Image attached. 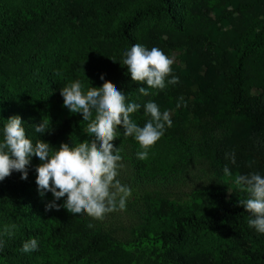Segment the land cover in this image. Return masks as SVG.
Returning a JSON list of instances; mask_svg holds the SVG:
<instances>
[{"label":"trees","instance_id":"16d2710c","mask_svg":"<svg viewBox=\"0 0 264 264\" xmlns=\"http://www.w3.org/2000/svg\"><path fill=\"white\" fill-rule=\"evenodd\" d=\"M103 1L0 0V128L11 113H18L27 134L50 143L53 150L61 143L76 146L94 139L86 133L88 121L62 107L60 95L72 74L70 67L87 64L82 56L85 41L78 33L92 27L95 41L117 49L107 58L119 70L114 87L129 101L139 100V87H147L132 81L123 65L125 50L134 44L158 47L167 55L182 50L186 58L208 68L206 78L197 68L177 84L175 102L179 97L183 102L172 118L173 126L160 139L172 144V150L158 155L156 162L136 157L133 163L140 176L151 167L162 168L169 176L165 183L173 185L175 168L182 173L175 165L182 145L176 128L188 124L200 127L214 176L186 205L164 202L145 228L135 230L133 240L118 242L94 230L87 216L64 208L46 211L53 197L38 194L35 168L40 161L33 157L27 180L13 172L0 181V264H264V234L248 227L249 214L238 204L246 193L223 172L227 166L233 176L264 174V23L243 27L229 39L226 33L220 37L219 23H232L233 15L245 11L248 2L234 1L231 9L219 6L215 20V0H114L115 8L107 9ZM157 15L166 17L162 27L152 23ZM37 35L50 38L46 50L51 67L35 58L32 41ZM10 59L16 61L19 74L5 71ZM218 76L221 85L216 88L217 82L211 80ZM99 82L98 87L106 81ZM133 116L141 126L149 118L142 110ZM42 120L50 123V132L40 136L34 126ZM221 121L244 123L246 129L209 134ZM124 141L122 136L113 141L122 156ZM233 151L235 165L226 159ZM29 238L38 239L39 247L23 253L22 244ZM99 256L103 260L98 262Z\"/></svg>","mask_w":264,"mask_h":264},{"label":"clouds","instance_id":"9594fccd","mask_svg":"<svg viewBox=\"0 0 264 264\" xmlns=\"http://www.w3.org/2000/svg\"><path fill=\"white\" fill-rule=\"evenodd\" d=\"M123 56V65L131 80L147 85L138 89L142 96H148L150 89L164 90L168 85L180 83V78L173 74L174 58L158 47L149 49L134 44ZM60 95L72 114H80L82 120L88 121L86 133L94 139L76 146L61 143L53 150L50 143L40 138L34 141L27 134L21 116L13 115L0 128V181L13 172L27 180L32 159L37 157L40 161L35 168L38 194L43 198L51 193L53 197L46 203V211L64 208L72 215L100 220L109 213L124 210L132 189L118 178L123 157L113 141L121 134L134 138L140 146L137 158L146 159L149 149L173 126L170 112H162L153 100L143 105L129 101L125 93L110 82L85 91L82 83L76 80L60 89ZM182 102L183 97H179L177 108ZM141 108L149 117L143 126L131 115ZM34 131L40 136L50 132V123L42 120L34 126ZM228 158L236 164L234 151L226 154ZM223 172L232 178L238 190L246 193L238 204L249 214L248 227L264 234V174L253 171L233 176L227 166ZM2 247L0 240V249ZM38 247V239L29 238L23 242L21 252L31 253Z\"/></svg>","mask_w":264,"mask_h":264},{"label":"rangeland","instance_id":"374dc122","mask_svg":"<svg viewBox=\"0 0 264 264\" xmlns=\"http://www.w3.org/2000/svg\"><path fill=\"white\" fill-rule=\"evenodd\" d=\"M234 1L248 2V7L245 11L240 13H235L233 15L234 21L229 24V22L222 21L219 23V29L221 35L226 33L232 39L235 34L239 32L243 27H260L264 23V0H215L213 5H217V9L214 11L213 18L217 19V14L219 9L227 7L231 9ZM103 5H106L104 9L115 8L117 3L114 0H104ZM220 6V8H219ZM153 25L162 27L166 24V17L157 15L153 18ZM92 27H87V29H80V37L85 41L83 43L84 50L82 56L86 58L87 64L80 63L73 64L70 67L72 74L66 79L67 85L73 81L79 80L84 90L87 91L91 86L98 87L101 77H103L106 82H110L113 86L117 85L119 70L117 66L111 61L108 62V58L111 54H115L116 50L112 46H106L104 43H99L95 41L92 37ZM47 44H51L50 38L48 36L37 35L32 41V46L36 50L35 58L39 60L42 64L50 66V56L46 50ZM103 44V45H102ZM113 48V49H111ZM233 49V47H231ZM174 58V64L172 65L173 74L182 79L187 78V74L199 69L202 76L206 78L207 67L202 66L198 61L192 57L186 58L182 50L172 51L169 55ZM93 58V59H92ZM15 60H9L6 62L5 71L12 75L19 74V70H14ZM116 64V63H115ZM18 67H24L19 65ZM14 70L12 73L11 70ZM221 76V75H220ZM213 79L214 83L217 82L216 88L221 85V77ZM176 85H168L164 90L150 89L149 92L153 96V101H155L159 106L161 111H169L171 118L176 117L178 113L177 102H175L176 95ZM149 94V95H150ZM158 96L161 99H158ZM142 96L139 100H134L132 102H137L144 104L146 101ZM62 104V103H61ZM64 104H62V107ZM143 111V109L141 108ZM138 111L136 113L141 112ZM135 113V114H136ZM134 114V113H133ZM132 115V119L135 117ZM18 115L10 114V116ZM218 123V122H217ZM246 125L244 123L238 122H219V125H215L210 128L209 134L216 136H221L222 133L232 132V130L240 129L245 131ZM178 131L177 139L182 145L178 147L179 160L175 164L177 168L182 172L178 173L176 170V175L173 176L175 183L171 186H167L165 183L169 176L163 174L162 168L151 167V170L143 172L146 176H140L136 170L135 164L133 163L134 158H136V153L140 151V146L138 143H134L133 139L127 138L121 135L125 141L122 150L124 152L123 159L121 161L122 168L120 169V176L118 177L123 184L128 185L132 189V195L128 198L126 207L124 210H118L107 214L103 219L97 220L88 217L90 224L94 230L104 232L111 235L118 242H129L135 238V230H142L146 227L149 219L156 213L159 212L161 205L166 203H179L186 205L193 196L196 189L207 185L211 182V178L214 176L212 171V161L209 153L207 152L204 140L201 137L200 127L189 128L188 124L185 126L180 125L176 128ZM128 140V142H127ZM183 140H187L185 144ZM164 141L159 140L155 145L149 149V155L146 158L149 161H155L158 155H162L166 152L172 150L170 147L172 144L165 145ZM150 158L152 160H150ZM145 159V160H146ZM151 165H149L150 167ZM148 167V168H149ZM183 169V171H182ZM86 216V215H85ZM134 254L130 252V255ZM99 256L97 261L103 260Z\"/></svg>","mask_w":264,"mask_h":264}]
</instances>
